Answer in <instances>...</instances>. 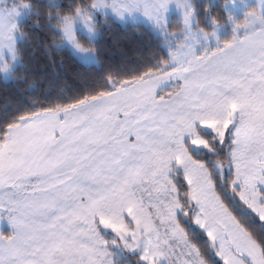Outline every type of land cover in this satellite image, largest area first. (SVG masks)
<instances>
[{"label":"snow or ice","instance_id":"6c2138e0","mask_svg":"<svg viewBox=\"0 0 264 264\" xmlns=\"http://www.w3.org/2000/svg\"><path fill=\"white\" fill-rule=\"evenodd\" d=\"M0 264H264V0H0Z\"/></svg>","mask_w":264,"mask_h":264}]
</instances>
